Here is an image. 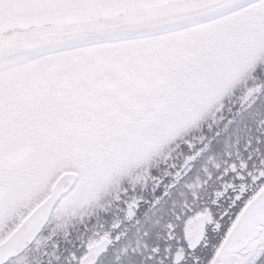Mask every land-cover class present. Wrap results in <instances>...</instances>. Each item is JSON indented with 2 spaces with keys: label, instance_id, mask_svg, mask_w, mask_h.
I'll use <instances>...</instances> for the list:
<instances>
[{
  "label": "snow or ice",
  "instance_id": "6c2138e0",
  "mask_svg": "<svg viewBox=\"0 0 264 264\" xmlns=\"http://www.w3.org/2000/svg\"><path fill=\"white\" fill-rule=\"evenodd\" d=\"M0 264H264V0H0Z\"/></svg>",
  "mask_w": 264,
  "mask_h": 264
}]
</instances>
